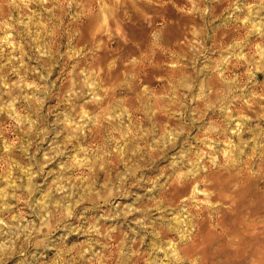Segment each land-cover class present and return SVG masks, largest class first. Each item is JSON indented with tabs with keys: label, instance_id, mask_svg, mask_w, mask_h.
<instances>
[{
	"label": "rangeland",
	"instance_id": "obj_1",
	"mask_svg": "<svg viewBox=\"0 0 264 264\" xmlns=\"http://www.w3.org/2000/svg\"><path fill=\"white\" fill-rule=\"evenodd\" d=\"M135 263L264 264V0H0V264Z\"/></svg>",
	"mask_w": 264,
	"mask_h": 264
},
{
	"label": "bare ground",
	"instance_id": "obj_2",
	"mask_svg": "<svg viewBox=\"0 0 264 264\" xmlns=\"http://www.w3.org/2000/svg\"><path fill=\"white\" fill-rule=\"evenodd\" d=\"M92 49H93V48H92ZM183 180H184V179H183ZM185 180H186V179H185ZM194 182H195V181H194ZM179 184H181V183H179ZM242 184H243V183H242ZM240 188H241V187H240ZM213 196H214V195H213ZM168 197H169V196H168ZM260 197H261V196H260ZM208 198H209V197H208ZM216 199H217V198H216ZM237 202H238V201H237ZM228 204H229V203H228ZM209 205H210V204H209ZM246 211H247V210H246ZM194 215H195V214H194ZM204 215H205V214H204ZM203 217H204V216H203ZM203 221H204V220H203ZM252 222H253V221H252ZM216 224H218V223H216ZM199 226H200V225H198V227H199ZM208 226H209V225H208ZM215 226H216V225H215ZM217 226H218V225H217ZM218 227H221V228H222V226H218ZM200 229H201V227H200ZM222 229H223V228H222ZM217 231H218V229H217ZM201 232H202V231H199L198 233H201ZM197 235H198V234H197ZM226 235H227V234H226ZM217 236H218V235H217ZM224 236H225V235H224ZM204 237H205V236H204ZM229 237H230V236H229ZM205 238H206V237H205ZM231 238H232V237H231ZM233 238H236V237L233 236ZM200 239H201V238H200ZM203 239H204V238H202V240H203ZM237 239H238V238H237ZM234 240H235V239H234ZM200 242H201V241H200ZM203 242H204V241H203ZM201 243H202V242H201ZM252 243H253V242H252ZM204 244H205V243H204ZM231 244H233V243H231ZM231 244H230V245H231ZM236 244H237V246H239L240 243L237 242ZM217 246H218V245H217ZM244 246H245L244 243H241L239 249H240V250H243V249H244ZM195 247H196V246H195ZM234 247H235V246H234ZM237 248H238V247H237ZM249 248H250V247H249ZM217 249H218V248H217ZM234 249H235V248H234ZM247 249H248V248H246L245 250H247ZM245 250H244V251H245ZM247 251H249V250H247ZM239 252H240V251H239ZM247 253H248V252H247ZM249 253H250V251H249ZM249 253H248V254H249ZM236 256H237V255H236ZM133 261H134V260H133ZM138 262H139V259H138ZM136 263H137V262H136ZM136 263H135V264H136Z\"/></svg>",
	"mask_w": 264,
	"mask_h": 264
}]
</instances>
